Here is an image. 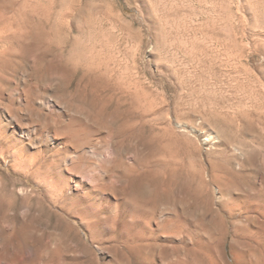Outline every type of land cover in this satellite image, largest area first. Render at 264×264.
Returning a JSON list of instances; mask_svg holds the SVG:
<instances>
[{
  "label": "rangeland",
  "instance_id": "obj_1",
  "mask_svg": "<svg viewBox=\"0 0 264 264\" xmlns=\"http://www.w3.org/2000/svg\"><path fill=\"white\" fill-rule=\"evenodd\" d=\"M34 116L57 140L40 151L18 132ZM262 120L264 0H0V212L18 220L0 226V264L32 257L30 244L14 249L34 212L18 189L42 194L49 207L28 165L33 155L45 167L61 161L59 142L91 137L108 180L120 155L123 184L142 181L157 194L160 222L177 212L206 222L216 190L203 186L206 172L220 178L239 146L264 163V145L251 138L253 129L264 134ZM112 201L96 205L107 219L94 228L58 207L33 213L29 226L48 246L37 264H159L167 234L142 230L139 212Z\"/></svg>",
  "mask_w": 264,
  "mask_h": 264
},
{
  "label": "bare ground",
  "instance_id": "obj_2",
  "mask_svg": "<svg viewBox=\"0 0 264 264\" xmlns=\"http://www.w3.org/2000/svg\"><path fill=\"white\" fill-rule=\"evenodd\" d=\"M40 104L44 108H48L49 105L47 100H41ZM35 117L29 119V122L26 123L27 127H20L18 132L28 140L31 148H37L40 151L42 142L46 141L52 144L57 140L51 130H46L42 125L43 121ZM261 122L264 123V120ZM37 130L40 131V134L36 135ZM81 132L80 129L77 130V134L81 135ZM90 138H81L76 135V142L72 145L59 142L58 151H53V156L63 154V157H59L61 161L52 158L48 163L45 162V167L35 166L36 163L39 165L41 160L37 162L34 159L35 156L33 155V158L31 156L33 163L29 162L28 164L31 174L37 179L34 182H37L40 189L44 191L43 194L47 196L49 207H46L47 204L44 203L42 194L39 197L34 190L24 187L18 189L24 205L29 208L31 204V208L34 210L30 213L29 221L19 224L28 226V228L26 227L23 232L21 241L16 240L14 247L16 252H20L24 242L31 245L32 257L29 264H37V260L43 259L48 251L46 244L35 239L33 227L29 226L35 222H32L33 213L36 212L39 217L42 214L51 215L57 212L52 207H58L65 214L75 217L81 225L94 228L97 225L105 224V219H107L103 210L96 209V205H102V202L110 204L113 202L112 199L128 209L130 214L135 215L137 212L141 214L143 218L139 222L142 230L151 232L157 228L167 234L168 245L158 249L159 264H264V163H258L254 159L251 161L249 158L246 160L245 155L249 150L245 149V154L244 149L235 146V153H237L235 158L226 159L221 164L222 175L220 178L222 180L216 175L206 172V177L202 181L203 186L207 189L210 184H214L216 187L214 188L216 190L210 191L213 194V206L209 209L207 205H204L209 209V213L206 211L208 214L206 222H204L205 220L203 222L187 221L177 212L166 216L162 223L160 220L164 219L163 214L166 212L162 209L157 210L158 203L156 204L154 196L157 194L148 195L149 191L142 181L135 180L123 184L125 180L122 181L123 178L121 179L115 172L122 169L124 164L120 155H117L114 161L116 169L112 176L115 177V183L114 179L108 180L105 169H101L103 156L96 150L95 143ZM251 138L257 144L264 145V134L259 131L253 129ZM213 139L214 135L209 131L206 140ZM21 155L18 150L12 153V156L17 160L21 159ZM254 157L257 159L255 155ZM33 166L35 167L33 168ZM120 180L122 184L119 183ZM234 180H237L239 185H232ZM7 212H0V226L3 227V224L7 222L17 225V218L10 217ZM145 245L147 246V243ZM141 249H144V245ZM11 254L13 255V252ZM144 261L146 258L143 259Z\"/></svg>",
  "mask_w": 264,
  "mask_h": 264
}]
</instances>
